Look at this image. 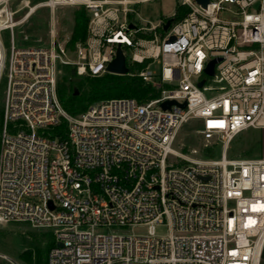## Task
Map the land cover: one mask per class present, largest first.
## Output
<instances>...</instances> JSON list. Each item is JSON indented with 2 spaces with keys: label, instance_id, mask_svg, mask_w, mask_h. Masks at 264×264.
<instances>
[{
  "label": "built area",
  "instance_id": "obj_1",
  "mask_svg": "<svg viewBox=\"0 0 264 264\" xmlns=\"http://www.w3.org/2000/svg\"><path fill=\"white\" fill-rule=\"evenodd\" d=\"M12 1L0 0V226L51 233L47 264H264V158L228 157L234 138L264 129V0H181L187 14L167 30V18H138L136 7L155 0L42 1L51 11L87 9L73 60L54 36L45 47L17 46L14 29L38 5L16 20ZM119 47L128 63H147L137 75L159 96L67 113L61 67L101 77ZM168 100L186 107L163 109ZM63 121L65 137H49ZM189 122L206 144L222 141L219 159L175 150ZM164 224L170 234L159 238ZM138 226L147 234L129 233Z\"/></svg>",
  "mask_w": 264,
  "mask_h": 264
},
{
  "label": "rangeland",
  "instance_id": "obj_2",
  "mask_svg": "<svg viewBox=\"0 0 264 264\" xmlns=\"http://www.w3.org/2000/svg\"><path fill=\"white\" fill-rule=\"evenodd\" d=\"M41 0H13L9 4V8L17 11L16 20H22L30 11V8L38 5L31 15L19 24L15 29V37L17 46L29 47L35 45L48 46L54 38L56 45L63 47L65 60H73L75 58V51L67 47V43L71 40L74 30V13L81 10L82 7L62 6L51 11L43 6H39ZM181 0H155L149 3L138 5V18L146 25L147 21L153 24L159 23L163 18H170L175 13L178 3ZM28 5V6H27ZM30 7V8H29ZM231 9L233 7L229 5ZM54 32V33H53ZM29 40L26 41L25 37ZM135 65L131 62L128 63ZM147 63L145 64V67ZM143 67V69L145 68ZM152 69L159 72L158 65H154ZM70 67L62 66L61 73L58 79V97L67 113L71 114L64 107L62 102V94H71L78 92V95L85 94L89 85L86 81L90 77H77L70 74ZM141 71V70H140ZM139 73H135L136 75ZM85 80V83L81 81ZM170 88H173L170 86ZM4 92L0 98L2 101ZM105 101V100H103ZM149 101V100H148ZM101 102V101H100ZM147 102V101H145ZM98 102H95L96 104ZM93 104V105H94ZM199 124L196 122H189L181 127L179 130L175 150L188 154L192 149H197V157L203 160H217L221 157L222 141L219 140L214 143L206 144L201 139L198 133ZM229 158H243L254 159L264 158V129H251L245 131L234 138L228 149ZM176 164H181L180 161ZM105 232V230H100ZM148 228L146 226L132 227L129 233L135 235H146ZM156 234L159 238H166L170 234L169 226L157 225ZM53 239L51 233L45 231H38L32 229L25 224H10L7 226H0V253L10 257L12 261H5L0 259V264H26L22 258L23 253L27 251L36 252L38 248H45V245ZM46 257H44L45 259Z\"/></svg>",
  "mask_w": 264,
  "mask_h": 264
},
{
  "label": "trees",
  "instance_id": "obj_3",
  "mask_svg": "<svg viewBox=\"0 0 264 264\" xmlns=\"http://www.w3.org/2000/svg\"><path fill=\"white\" fill-rule=\"evenodd\" d=\"M44 0H41L42 2ZM187 14V9L177 6L174 16L171 17L172 22L176 23L182 20ZM170 19V18H167ZM89 23L88 11L85 7L74 13V30L71 40L67 43L68 48L76 49V45L79 42H85L87 39V30ZM125 55L128 56L127 50L124 49ZM70 67V74L73 75V67ZM145 67V64H129V73L126 75L105 74L101 77H90L86 81L89 88L85 94L76 95L62 94V102L64 107L71 113V115H79L87 111L95 102L103 100H109L113 98H132L139 102H145L148 100L156 99L159 96V92L150 84H146L138 75L137 71H140ZM79 77V76H77ZM88 77V76H84ZM82 78V77H81ZM85 83V80L81 81ZM3 86L0 89V98L3 94ZM1 114V106H0ZM67 132V122L63 121L58 127L54 128L48 134L52 138H63ZM53 237V235L51 234ZM55 245L54 238L45 245V248H38L36 252L27 251L23 253L22 258L26 264H47L48 254L50 249ZM44 257H46L44 259Z\"/></svg>",
  "mask_w": 264,
  "mask_h": 264
},
{
  "label": "water",
  "instance_id": "obj_4",
  "mask_svg": "<svg viewBox=\"0 0 264 264\" xmlns=\"http://www.w3.org/2000/svg\"><path fill=\"white\" fill-rule=\"evenodd\" d=\"M203 8L207 7V4L209 3V0H197ZM172 23V19H169L166 24L164 25V30H167L169 28V26ZM134 26L131 25V28H133ZM220 59H214L210 62L206 73L210 76L214 75L215 72V65L216 63L219 61ZM107 71L109 74H115V75H126L129 73V68H128V62H127V58L126 55L124 53V51L122 50V48H118L117 49V53H116V57L114 58V60L108 65L107 67ZM72 74L75 75V70L72 71ZM204 84V81H202L199 85L202 86ZM75 94L77 95L78 92L75 91ZM173 105H177L180 108H185L186 104H179L177 101L175 100H168L165 101L164 103H162V108L163 109H171V107ZM51 208L53 207L52 202L49 203Z\"/></svg>",
  "mask_w": 264,
  "mask_h": 264
}]
</instances>
